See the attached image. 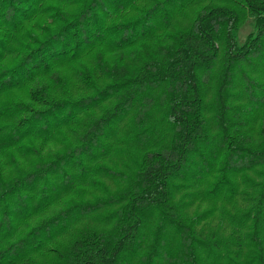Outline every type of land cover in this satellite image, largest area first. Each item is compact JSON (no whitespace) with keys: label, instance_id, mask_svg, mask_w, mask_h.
Wrapping results in <instances>:
<instances>
[{"label":"clouds","instance_id":"obj_1","mask_svg":"<svg viewBox=\"0 0 264 264\" xmlns=\"http://www.w3.org/2000/svg\"><path fill=\"white\" fill-rule=\"evenodd\" d=\"M0 264H264V0H0Z\"/></svg>","mask_w":264,"mask_h":264}]
</instances>
